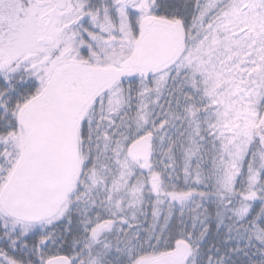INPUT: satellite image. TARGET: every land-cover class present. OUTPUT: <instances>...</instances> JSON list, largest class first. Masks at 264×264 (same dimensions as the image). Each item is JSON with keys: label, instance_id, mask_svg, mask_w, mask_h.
<instances>
[{"label": "snow or ice", "instance_id": "6c2138e0", "mask_svg": "<svg viewBox=\"0 0 264 264\" xmlns=\"http://www.w3.org/2000/svg\"><path fill=\"white\" fill-rule=\"evenodd\" d=\"M0 264H264V0H0Z\"/></svg>", "mask_w": 264, "mask_h": 264}]
</instances>
